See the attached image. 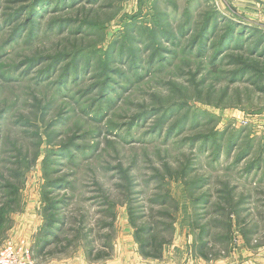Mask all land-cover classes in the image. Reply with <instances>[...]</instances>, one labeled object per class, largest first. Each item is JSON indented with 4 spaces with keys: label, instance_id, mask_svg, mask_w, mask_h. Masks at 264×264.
Wrapping results in <instances>:
<instances>
[{
    "label": "rangeland",
    "instance_id": "rangeland-1",
    "mask_svg": "<svg viewBox=\"0 0 264 264\" xmlns=\"http://www.w3.org/2000/svg\"><path fill=\"white\" fill-rule=\"evenodd\" d=\"M233 5L0 0V249L181 264L264 247V0Z\"/></svg>",
    "mask_w": 264,
    "mask_h": 264
},
{
    "label": "crops",
    "instance_id": "crops-1",
    "mask_svg": "<svg viewBox=\"0 0 264 264\" xmlns=\"http://www.w3.org/2000/svg\"><path fill=\"white\" fill-rule=\"evenodd\" d=\"M246 1L248 3V0H230L235 7ZM228 254L227 258L216 261H207L203 257L191 255L185 257L181 264H264V247L232 249Z\"/></svg>",
    "mask_w": 264,
    "mask_h": 264
},
{
    "label": "built area",
    "instance_id": "built-area-1",
    "mask_svg": "<svg viewBox=\"0 0 264 264\" xmlns=\"http://www.w3.org/2000/svg\"><path fill=\"white\" fill-rule=\"evenodd\" d=\"M0 264H34L30 259L28 248L18 249L12 243H7L0 249Z\"/></svg>",
    "mask_w": 264,
    "mask_h": 264
},
{
    "label": "trees",
    "instance_id": "trees-1",
    "mask_svg": "<svg viewBox=\"0 0 264 264\" xmlns=\"http://www.w3.org/2000/svg\"><path fill=\"white\" fill-rule=\"evenodd\" d=\"M215 15V14H214ZM227 25H226V29L224 31V34H222V36H220V38H223L225 36H232L236 27L235 23H233L232 21H228L227 20ZM240 30H243V28H240ZM238 30L237 34L241 33V31ZM201 33H203V31L200 30ZM237 74V72L232 73V76H235ZM143 231L141 228H139V232ZM138 241H139V248L141 250V253H143V256L148 257V256H156L159 257L160 254H150L149 252H151L150 249H154V250H159L158 248L160 247L159 244H156L155 246L154 244V238H144L142 235H138L137 237ZM145 251V252H144ZM159 253V252H158Z\"/></svg>",
    "mask_w": 264,
    "mask_h": 264
}]
</instances>
